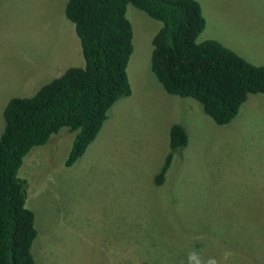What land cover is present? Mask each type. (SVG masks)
Listing matches in <instances>:
<instances>
[{
  "label": "rangeland",
  "instance_id": "rangeland-1",
  "mask_svg": "<svg viewBox=\"0 0 264 264\" xmlns=\"http://www.w3.org/2000/svg\"><path fill=\"white\" fill-rule=\"evenodd\" d=\"M66 1L0 0V134L11 97L30 96L84 63ZM198 1L206 21L199 41L217 39L264 65V0ZM126 14L131 94L110 107L73 165L64 162L75 131L62 127L20 167L36 264H264V94H248L230 122L217 124L151 71L161 22L131 4ZM173 123L188 142L157 186Z\"/></svg>",
  "mask_w": 264,
  "mask_h": 264
},
{
  "label": "trees",
  "instance_id": "trees-1",
  "mask_svg": "<svg viewBox=\"0 0 264 264\" xmlns=\"http://www.w3.org/2000/svg\"><path fill=\"white\" fill-rule=\"evenodd\" d=\"M128 4L161 22L151 39L150 68L168 93L195 99L220 125L236 116L248 94H264V65L249 62L217 39L198 40L206 25L198 0H67L64 14L74 25L84 63L70 66L30 96L11 97L2 111L0 264H36L34 213L26 206L27 182L19 174L25 155L67 127L75 135L64 164L73 165L97 136L110 107L131 94ZM187 142L184 127L173 123L155 185L165 182L173 152Z\"/></svg>",
  "mask_w": 264,
  "mask_h": 264
},
{
  "label": "crops",
  "instance_id": "crops-1",
  "mask_svg": "<svg viewBox=\"0 0 264 264\" xmlns=\"http://www.w3.org/2000/svg\"><path fill=\"white\" fill-rule=\"evenodd\" d=\"M82 51V50H81ZM81 62V61H80ZM65 67H67V64L64 66V67H62L63 69L65 68ZM69 68V67H68Z\"/></svg>",
  "mask_w": 264,
  "mask_h": 264
}]
</instances>
